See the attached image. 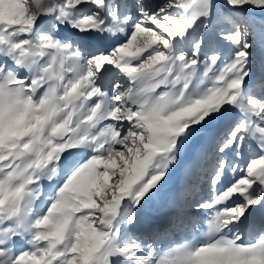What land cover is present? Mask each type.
Listing matches in <instances>:
<instances>
[{
  "label": "snow or ice",
  "instance_id": "obj_1",
  "mask_svg": "<svg viewBox=\"0 0 264 264\" xmlns=\"http://www.w3.org/2000/svg\"><path fill=\"white\" fill-rule=\"evenodd\" d=\"M0 264H264V0H0Z\"/></svg>",
  "mask_w": 264,
  "mask_h": 264
},
{
  "label": "rangeland",
  "instance_id": "obj_2",
  "mask_svg": "<svg viewBox=\"0 0 264 264\" xmlns=\"http://www.w3.org/2000/svg\"><path fill=\"white\" fill-rule=\"evenodd\" d=\"M154 2H159V0H154ZM201 142L202 141L197 138L189 145L182 160L181 167H178L173 171L168 184H166L165 187L161 189L160 193L145 206L142 210L144 215L154 218L163 217L169 211L170 196L180 183L182 166L193 157Z\"/></svg>",
  "mask_w": 264,
  "mask_h": 264
}]
</instances>
